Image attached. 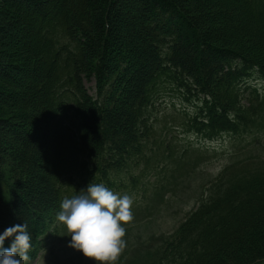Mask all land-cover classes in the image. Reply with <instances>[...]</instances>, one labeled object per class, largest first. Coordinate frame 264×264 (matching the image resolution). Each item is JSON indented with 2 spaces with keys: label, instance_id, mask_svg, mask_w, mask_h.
<instances>
[{
  "label": "trees",
  "instance_id": "trees-1",
  "mask_svg": "<svg viewBox=\"0 0 264 264\" xmlns=\"http://www.w3.org/2000/svg\"><path fill=\"white\" fill-rule=\"evenodd\" d=\"M3 3L22 18L6 21L25 27L28 58L0 57L10 89L0 88V233L27 223L37 256L66 228L56 219L65 197L89 183L136 185L230 135L255 159L205 184L146 261L264 264V0ZM167 96L196 105L180 107L183 124L168 121ZM173 128L196 148L174 153Z\"/></svg>",
  "mask_w": 264,
  "mask_h": 264
},
{
  "label": "rangeland",
  "instance_id": "rangeland-1",
  "mask_svg": "<svg viewBox=\"0 0 264 264\" xmlns=\"http://www.w3.org/2000/svg\"><path fill=\"white\" fill-rule=\"evenodd\" d=\"M18 15L4 5L3 0H0V24L9 30V32L4 33L5 37H0V57L3 56L2 61L4 62L10 60L11 54L21 62L28 58L27 54L20 51V47L23 45L22 37L26 33L25 27L22 25V27L17 28L15 24L11 25V22H8L10 18L22 19ZM7 18H9L8 21H6ZM85 87L91 95L96 94L95 80H85ZM0 88L10 91L2 83H0ZM166 98V101L159 104H161L162 109H165L163 112L168 114L167 118L170 121V117L175 115L171 111V98L173 97L167 96ZM177 106L196 108L193 103L182 104L177 102ZM175 121L176 125L182 123V119H179L178 115H175ZM29 130L32 131V128L30 127ZM170 131L175 134L174 139L179 144L172 147L174 153L180 147L187 146L189 149L193 147L189 141L194 138L186 136V132L177 128ZM236 142V138L226 135L224 139H220L215 144L216 150H207L194 159L173 161L172 163L176 165L174 172L172 170L175 165L170 164V167L165 170L162 168L155 175L152 174L149 180L132 190L133 194L124 193L133 199L131 205L133 219L124 223L126 234L123 239L126 244L112 264H147V254L164 243L169 233L173 232L186 214L197 206L198 196L203 185L215 180L227 165L250 158L246 152H241L239 156L233 155L242 151L245 146ZM256 145L264 154V135L260 136ZM189 154L192 152L189 151ZM172 177L174 180L170 182ZM156 187L161 188L159 193L156 192ZM70 240L58 237L54 240L56 244L51 246L48 253L46 250L44 253L41 251L38 258H35L30 264H97L93 258L85 257L81 251L71 247Z\"/></svg>",
  "mask_w": 264,
  "mask_h": 264
},
{
  "label": "clouds",
  "instance_id": "clouds-1",
  "mask_svg": "<svg viewBox=\"0 0 264 264\" xmlns=\"http://www.w3.org/2000/svg\"><path fill=\"white\" fill-rule=\"evenodd\" d=\"M128 194L114 192L102 183H89L80 194L65 197L56 219L71 236L70 246L97 264H112L125 247L123 226L133 219ZM11 238L8 247L5 240ZM32 236L28 224H15L0 233V264H28Z\"/></svg>",
  "mask_w": 264,
  "mask_h": 264
}]
</instances>
